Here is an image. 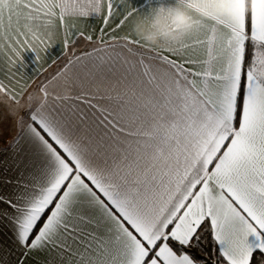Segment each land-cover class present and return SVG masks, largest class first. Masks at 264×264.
<instances>
[{
	"label": "snow or ice",
	"instance_id": "obj_1",
	"mask_svg": "<svg viewBox=\"0 0 264 264\" xmlns=\"http://www.w3.org/2000/svg\"><path fill=\"white\" fill-rule=\"evenodd\" d=\"M173 7L178 39L133 31ZM12 131L0 264H264V0H0Z\"/></svg>",
	"mask_w": 264,
	"mask_h": 264
},
{
	"label": "clouds",
	"instance_id": "obj_2",
	"mask_svg": "<svg viewBox=\"0 0 264 264\" xmlns=\"http://www.w3.org/2000/svg\"><path fill=\"white\" fill-rule=\"evenodd\" d=\"M246 4L250 6L251 0H246ZM171 12L175 29L166 22L163 16L156 14L150 21L137 19L133 31L150 47L159 45L161 37L163 39H178L182 33L192 29L193 22L182 7H173ZM37 96L40 98L38 94Z\"/></svg>",
	"mask_w": 264,
	"mask_h": 264
},
{
	"label": "crops",
	"instance_id": "obj_3",
	"mask_svg": "<svg viewBox=\"0 0 264 264\" xmlns=\"http://www.w3.org/2000/svg\"><path fill=\"white\" fill-rule=\"evenodd\" d=\"M131 3H133L134 6H139L140 4L143 3V0H130ZM152 19V18H151ZM151 19H148L149 21ZM168 24L169 22L166 21ZM99 26V21H88V27L87 30L91 31L93 28H97ZM178 31V30H177ZM161 40L163 38L161 37ZM78 49L83 48V43L77 45ZM63 45L61 43V38L58 37L55 45H53L46 53V57H44V54L41 53V56L43 59L37 64L35 60V53H33L31 50H27L23 53V58H24V63L26 65V68L24 71L26 72L27 77H24V80L27 82H32L35 81V84H39L43 79L44 76H36V72L39 71L40 68L42 67H47L48 64H51L53 61H56V66L58 67L59 65L64 63V60L61 57ZM55 68L51 69L50 71H54ZM7 82V81H5ZM35 84H33V87H35ZM57 92L61 95H64L65 92L63 89L58 88ZM36 99L39 100L38 96H36ZM13 135H15V131H12L10 133H6L4 139L0 140V161L8 159L9 152L7 151L8 145H7V140L10 139ZM40 260H43L44 257L41 256L39 257ZM29 264H34L33 261H29Z\"/></svg>",
	"mask_w": 264,
	"mask_h": 264
}]
</instances>
